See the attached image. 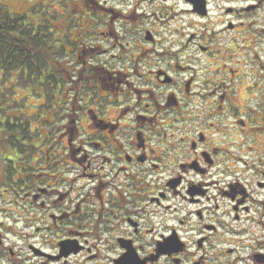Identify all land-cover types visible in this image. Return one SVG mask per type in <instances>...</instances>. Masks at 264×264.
I'll return each instance as SVG.
<instances>
[{"label": "flooded vegetation", "instance_id": "obj_1", "mask_svg": "<svg viewBox=\"0 0 264 264\" xmlns=\"http://www.w3.org/2000/svg\"><path fill=\"white\" fill-rule=\"evenodd\" d=\"M101 11L114 52L69 25L96 90L70 102L59 136L34 139L32 165L13 163L0 264H264V98L249 99L264 87L245 79L262 65L250 43L261 45L264 0ZM10 210L19 246L5 245Z\"/></svg>", "mask_w": 264, "mask_h": 264}, {"label": "rangeland", "instance_id": "obj_2", "mask_svg": "<svg viewBox=\"0 0 264 264\" xmlns=\"http://www.w3.org/2000/svg\"><path fill=\"white\" fill-rule=\"evenodd\" d=\"M132 1L134 0H0V5L3 7L5 6L11 10V12L23 13L29 23L34 22L33 24H39L41 22L50 23L52 21L51 23L57 29H60V31L61 29L66 30L64 34L62 33L63 36L60 38L61 46L57 48V52L59 53L55 54L56 60L52 62L53 66L56 68V73H60L61 76V84H59L61 93H55L57 88H51L49 90L46 86H41V84L34 87L35 82H31L27 80V78L26 80L19 78L15 74L12 77L13 79L10 78L7 80V78L0 87V110L7 109L8 116L11 120L18 118L28 121L33 139H36L38 136H48L49 138L59 136V126L63 124L62 121L68 113L70 102L74 98H77L78 102V100H80V95H84V93H94L93 91L96 90L92 83H88L87 70L83 69L81 59L76 58V49L72 50L71 46L66 44V40H73L69 34L73 32L79 22V27H77L75 33H77V36L80 35L81 38H84L89 32L88 36L82 39L86 44L98 43L110 49L108 52H114L111 50L112 47L110 46L111 41L109 38L101 37V32L107 31L103 27L104 18L101 17V10L102 8L127 10L128 4ZM94 17L97 19L96 22H93ZM75 20L77 21L74 23L73 21ZM68 21H71V23H68ZM70 24L74 27H72V31L68 30ZM177 25H179V23ZM163 28L167 29V27ZM108 32L117 35L119 29L113 24L108 29ZM75 33L73 32L74 35ZM122 35H124V31ZM257 37H259V35L251 39L250 58H255L256 55L260 56L262 65L259 66L258 72L255 73L254 70L256 69L257 62L250 61L249 67L251 69V75L245 77V79L251 82V85L259 82L260 86L264 87V74L258 76V73L264 67V35H260L259 40L261 45L258 46L252 43ZM62 45H65L66 49L63 48ZM98 57L100 60L106 57L110 59L109 54H103ZM248 58L249 56L247 55L238 58L234 56L233 60L244 63ZM93 60L97 61L98 59ZM108 67L113 68L114 65H108ZM2 81H4V79ZM46 84L48 86L49 83L46 82ZM73 86L76 87L77 92L74 91ZM255 90L256 87L252 86L250 88V91ZM253 95L249 93L251 108L256 107L257 102H260V100L264 98V94L258 91L257 93H253ZM40 117H42V119L38 120ZM263 142L264 139H261L262 146L259 149L260 154H263ZM31 148L34 149V146ZM5 149L9 148L5 146ZM255 154L257 153L253 151L252 154L248 155L246 159L249 163L252 161L251 156ZM25 163L26 165H32L30 157L25 159ZM6 166L7 164L5 162H0V207L4 209H13V193L7 195V193H2V189L7 187L5 183L12 184V179L15 178L17 174L14 170L8 169ZM9 201L10 206H8ZM6 223H9V227H6L8 239L5 245H8V243H15L19 246L21 242L19 238L16 237L20 235L22 229L20 224L14 226L12 223L11 210L10 219H7Z\"/></svg>", "mask_w": 264, "mask_h": 264}, {"label": "trees", "instance_id": "obj_3", "mask_svg": "<svg viewBox=\"0 0 264 264\" xmlns=\"http://www.w3.org/2000/svg\"><path fill=\"white\" fill-rule=\"evenodd\" d=\"M51 22L29 23L23 13L0 5V87L15 74L35 82L34 87L41 84L50 90L61 84L60 73H56L52 62L58 51L54 44L61 46L65 31ZM7 112L0 110V162L10 163L13 170V163L18 168V162L23 161L26 168L25 159L34 153L30 125L23 119L11 120Z\"/></svg>", "mask_w": 264, "mask_h": 264}]
</instances>
